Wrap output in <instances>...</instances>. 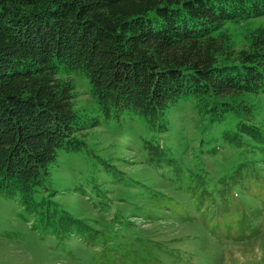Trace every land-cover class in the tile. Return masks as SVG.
I'll list each match as a JSON object with an SVG mask.
<instances>
[{
  "label": "trees",
  "instance_id": "obj_1",
  "mask_svg": "<svg viewBox=\"0 0 264 264\" xmlns=\"http://www.w3.org/2000/svg\"><path fill=\"white\" fill-rule=\"evenodd\" d=\"M260 15L264 0H0V194L25 204L40 239L50 245L45 253L76 264L88 259L94 264H168L151 254L142 237L137 241L145 254L132 243L125 244L121 256L106 251L118 241L103 225L131 227L119 216L127 209L116 210L113 221L91 220L45 192L67 191L55 183V169L63 155L85 145L87 117L75 109L76 85L69 79L74 71L88 78L109 118L140 119L152 132L166 134L167 113L175 103L198 101L204 124L216 127L222 143L241 161L228 169L198 159L191 167L181 161L184 152L162 140L165 135H153L143 143L149 166L176 193L140 176L132 175L139 181L130 182L117 168L108 173L118 186L137 190L134 182L142 185L139 197L137 191L123 198L143 218L175 214L184 222L197 221L201 230L184 234L194 242L211 234L244 238L239 229L254 221L234 226L233 214L223 205L238 197L234 189L239 187H247L255 201L264 199L259 191L264 188V118L243 97L264 93V28L254 32L248 47L236 50L224 26ZM101 191L100 205L108 212L110 191ZM258 211L256 221L264 218V207ZM229 221V235L239 238L216 237ZM154 242L157 251L170 253L163 242Z\"/></svg>",
  "mask_w": 264,
  "mask_h": 264
},
{
  "label": "rangeland",
  "instance_id": "obj_2",
  "mask_svg": "<svg viewBox=\"0 0 264 264\" xmlns=\"http://www.w3.org/2000/svg\"><path fill=\"white\" fill-rule=\"evenodd\" d=\"M262 28H264V15L251 17L241 22L229 21L224 26V31L229 36L231 46L240 50L248 47L254 32ZM80 73L74 71L69 75V79H73L76 85L75 109L87 117L85 145L75 152L63 155L61 166L55 169L58 174L55 183L67 187V191L61 189L53 193H50L51 190L45 192L62 205L79 211L83 217L91 220L113 221L112 217L116 210L127 209L124 215L119 214V216L126 218V222L132 223L131 227L123 228L120 222L117 225L112 223L103 225L105 233L118 241L117 245L112 241L113 246L106 247V251H117L119 256L122 255L123 250H127L125 244L128 243H132L134 248L145 254L141 251V246L137 241L138 237H142V241L150 245L151 254L163 257L168 264H264V218L260 221L254 219L259 212L258 208L264 207V199L255 201L256 199L248 196L247 187L235 188L234 190L238 189V197L229 199L223 205L226 211L229 210L233 214V219L236 221L234 226L238 227L240 220L246 222L251 219L254 221L252 226L249 222L244 225L245 228L239 229V234H245L244 238H240L241 240L226 237L219 239L214 238V234H211V236L206 235L207 237H202L194 242L184 234L201 230L199 222H188V220L184 222L180 216L175 214L162 216L157 220L143 218L141 213L137 210L133 211L132 206L126 204L125 198H123V194L136 193L137 191L138 193L135 195L139 197L142 185L134 182L139 185L137 190H133L134 185L118 186V182H113L115 178L108 173L114 172L117 168L120 175L126 173L125 178L130 182H133L134 179L139 181L132 175L140 176L144 179L155 180L158 186H163L167 193L173 191L176 193L177 188L167 185L166 182L169 181L164 177L161 178L159 171L149 166L147 149L144 148L143 143L145 138H151L153 135L157 138L160 135H165L167 139L162 140L171 143V148L179 154L184 152L186 156L184 159L178 153L176 156L191 167L195 166L194 161L198 159L208 165L215 163L214 167L226 165L228 169L236 162L241 161L232 154L229 144L222 143L217 128L204 124L198 101L175 103L167 113L170 126L169 130L164 132L166 134L158 131L152 132L148 124L140 119L132 120L124 115L117 120L109 118L105 112L101 111L88 78ZM243 97H248L250 102H254L258 112L257 117L264 118V93L244 94ZM217 146L222 149L212 151ZM191 159L193 161L189 163ZM96 180L101 183L99 187L93 186V182ZM101 189L110 191V198H105L106 201L111 199V208L108 212L104 211L100 205ZM259 191L264 196V188L261 187ZM258 194L260 197V193ZM181 196V201L187 197L183 193ZM239 205H242L243 208L240 207L239 210H236ZM22 213L24 217H22ZM245 215L246 217H244ZM229 225L230 221L222 224L221 231L216 237L239 238V234L230 232L229 235ZM40 233L41 230L36 228L31 214L26 212L25 204L14 198L5 199L0 194V264H76L58 256L57 253L53 255H49V252L45 253L44 251H49L48 246L50 245L44 244L40 239ZM181 236L183 240H181ZM176 238H179L180 241L173 240ZM154 241L163 242L166 248L170 249V253L157 251L155 248L157 244ZM94 248L87 247L90 251H93ZM180 248L188 249L189 252L184 253ZM191 252L197 255L195 256ZM83 264L94 263L88 259Z\"/></svg>",
  "mask_w": 264,
  "mask_h": 264
}]
</instances>
